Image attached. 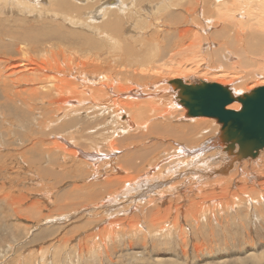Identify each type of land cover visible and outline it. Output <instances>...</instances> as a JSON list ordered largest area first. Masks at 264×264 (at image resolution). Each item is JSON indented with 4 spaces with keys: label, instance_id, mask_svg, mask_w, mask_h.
I'll use <instances>...</instances> for the list:
<instances>
[{
    "label": "bare ground",
    "instance_id": "1",
    "mask_svg": "<svg viewBox=\"0 0 264 264\" xmlns=\"http://www.w3.org/2000/svg\"><path fill=\"white\" fill-rule=\"evenodd\" d=\"M52 1H55L56 10L63 12L64 19L66 18L72 27L74 26L73 29L71 27L67 30V33L70 34L72 40L80 39V45L74 46V42L70 40H68L70 43L66 44L64 35L60 34L63 37L62 41H58V44L51 42L49 45L51 48H49L46 34H40L42 42H36L44 47L41 52L38 48L34 50L38 57L33 56L32 51L25 45L20 47L24 57L22 61L15 63L17 64L15 67L23 68L22 75L17 74L22 80L14 76L10 77L12 82H17L19 85L21 82L25 83L22 85L27 89H23L22 94L23 97L26 95L25 101L30 111L40 110L39 112L45 118L44 120L41 118L42 121L38 119L39 136L37 135L34 144H42V160L45 162V157L49 156L50 162L42 168H37L40 169L42 173L40 174L44 179L53 180L55 178L57 180L54 183H48L54 189L51 196L55 197L53 201L55 207L52 209L54 212L46 215V218L52 219L53 215L58 214V216L63 215L62 221H66L68 214L89 208L90 210L86 209L81 213L90 211L91 214H85L82 218L88 215L95 219L74 220L70 222L69 227L71 226L72 229L69 228L68 232L74 233L75 231L76 233L95 222H100L98 226H101V229L98 232L103 236L104 241L105 237L109 236V239L117 237V234L127 229L133 235L136 232H142L145 237H151L153 231L169 230L163 235L170 236L172 226L164 224L174 212L178 215L173 225L182 224L179 221L181 210L185 212V222L195 221V225L201 226L199 221L202 220L203 213L206 211L207 207H203L205 203L208 205L212 203V209L217 208L222 212H228L230 208L235 209L241 203H254L256 204L255 211L260 212L264 217V148L259 151L257 157L246 159L247 157H240L236 153L233 159L229 154H234V150L230 151L228 147L226 148L228 142L223 140L225 136L222 133V125L215 124L208 117L188 116V110L181 104L182 96L178 93L180 88L170 82L177 77L192 84L201 81L217 82L229 85L234 93H237H235L236 96L256 88L255 84L249 87L252 80L257 83L261 82L259 84L264 86V0H181L179 8L182 11L175 12L178 19L177 22H171L174 28L170 27L173 40L175 39L177 43L175 46L172 45V38L167 37L166 40L157 42L160 45L165 41L159 47L153 44L154 42L145 43L144 48L147 51L144 48L137 49L139 40L133 37L135 35L129 36L135 45H131L132 41L130 43L127 41L128 38H125L124 25L128 17L126 14L130 12L127 0L113 2L107 0L106 3H103V0H83V4L91 6L88 8L89 14L85 20L77 16H69L76 10L73 9L75 7L72 4L73 0H46V3L45 0H0V9L27 14L30 17L44 15L45 18L48 16L46 18L50 22L44 24L52 25L51 16H58L53 12V7L52 12H50L51 8H48ZM167 7L170 8V6ZM77 8L80 10L79 6ZM201 15L203 24L199 20ZM21 21L28 23L22 18ZM217 26L221 27L217 28ZM79 28H86V31L79 32ZM231 29H235L237 34ZM219 37L221 39L225 37L227 42L232 39L241 46L230 51L226 47L227 42L222 40L218 43L215 40ZM241 37L244 38V42ZM15 72L11 71L9 76L16 75ZM1 74V76L6 75ZM169 76L176 77L168 79ZM193 78L196 79L192 80ZM166 79L170 86L167 85ZM28 86H35V88ZM152 88L153 91H160L163 97L158 98L156 94L150 92ZM20 91V89L15 92L12 90V93L17 98L16 94L19 93L18 96H20ZM133 92L144 93L145 97L132 94ZM164 96L167 100H164ZM154 98L157 103L153 104ZM241 106L239 101H235L228 108L238 110ZM123 113H126L124 115L126 119L121 120ZM123 120H127V123ZM101 125L104 127L101 128ZM134 126H136L134 129H129ZM109 128L113 129V132L107 134ZM200 135L201 138H199ZM147 136L155 138H147ZM88 141L91 145L86 144ZM236 152H238V147ZM221 154H225V157L221 158ZM174 157H177L175 164L178 168L172 166L169 170L174 169L173 173H176V170H183L194 174L201 172L198 168L206 165L205 168H208L205 172L208 174L214 172L217 176L211 179L204 176L199 181L198 177L201 176L195 174L193 179L197 180L191 190L176 196L171 195L172 192L167 191L165 186L169 184L183 191L189 182L187 176L186 179L171 184L172 178L170 180L164 178L162 181V171L160 172L162 175L155 176L156 178L150 182L142 179L143 177L150 178L156 167L163 161ZM67 160L70 162L68 163ZM32 162L33 160L30 161ZM228 163L233 165L225 171L224 168ZM71 165L70 171L65 170ZM55 166L57 169L53 170ZM160 167L162 169V166ZM69 177H83L85 182L82 183L83 185L76 184L72 189L69 186L59 188L62 180ZM131 183H134V186H128ZM172 186L170 191H173ZM147 188L151 189L150 193L145 191ZM141 189L145 192H139ZM111 196L117 200L112 198L106 200ZM148 196L146 203L145 199ZM137 199H143L145 203L133 205L139 202ZM103 201L105 204L102 203ZM99 203L102 204L99 205ZM111 203L120 205L126 203L131 205L132 203L131 207L128 206L130 211L136 213L105 220L98 212V208L103 206L105 210L101 211L111 218L130 212L126 210L128 206L118 205L113 208L110 206ZM95 204L97 205L93 206ZM183 205L186 208L183 209ZM40 209V206L35 203L26 210L41 214ZM114 209H117L115 214L109 213V210ZM211 216L219 220V216ZM80 221H83L81 225L73 226ZM183 226H180V231H183ZM209 227V236L212 237L215 228L210 225ZM203 236L204 234L200 237ZM87 238H91V235L84 236V239ZM142 239H145L144 236ZM129 242L130 247L137 244L134 240ZM183 244H187V240L184 239ZM202 247L204 244H194L195 249L201 250ZM226 254L217 258H215L217 255H210L207 261L214 260V258L224 261L233 255L234 257L242 255L233 249H229ZM185 255L187 256L186 253ZM83 262L89 264L90 258ZM172 263L181 264L174 261Z\"/></svg>",
    "mask_w": 264,
    "mask_h": 264
},
{
    "label": "rangeland",
    "instance_id": "2",
    "mask_svg": "<svg viewBox=\"0 0 264 264\" xmlns=\"http://www.w3.org/2000/svg\"><path fill=\"white\" fill-rule=\"evenodd\" d=\"M75 1L76 0H73L72 2V4L75 6L73 7V9H76L74 11L75 13L69 16L70 17L77 16L80 19L83 18L85 20V17L88 16L89 14L88 8H90L91 6L86 5V3L83 4V0H77V2ZM113 1L115 0H112V2ZM106 2L107 0L106 1L103 0V3ZM171 2H173V4ZM177 2L176 0H172V1L171 0H127V4L129 5L130 8V12L128 11V13L126 14V16H128L125 20L126 25H124V34L126 31L125 38L126 39L128 38L127 41H129L130 43L132 41L133 44L131 45H135L133 40L130 39L131 37H129L135 35L133 37H136V39L139 40L138 42L139 44H137L136 46L137 49H143L145 47L144 46L145 43L151 44L152 42H154L153 44L159 47L161 46V44H164L165 41H163V43H161L160 45L158 43L162 42V40H166L167 37H171L172 45L175 46V43H177V41L175 39H174L175 41L173 40L172 31H170V27L172 26L171 22L173 21L177 22L178 15L175 12L178 13L182 11L181 8H179L181 6L182 1L177 0ZM166 5L170 6V8L167 7ZM50 6H48L49 9L51 8L50 12H52V7H53L54 8L53 12L58 14V16H53V17L51 16V19L53 20L51 21L52 25L44 24L50 22L47 20L48 18H46L48 16H46L45 18L43 17L44 15H40L41 17L40 16L30 17V15L27 14L23 15L22 13H20L21 14L20 16L19 13L9 12L7 10H4V8L0 9V17L2 16V18H0V65L2 66V67L0 66V78H1L0 79V152H1L0 153V198H1L0 199V264H87L86 262L83 261H86L89 258H90L89 264H173L172 261L181 264H264V219H263L264 217L263 215H261L260 212L255 211L256 204L254 203L238 204L239 207L237 206V208L235 209L230 208L228 212H222L220 209L218 210L217 208L212 209L213 208L212 203H209V205L208 203H205L206 205H203V207L204 208L207 207V208L205 209L206 211L203 213L204 217L202 216V220L199 221L201 226L195 225L196 223L195 221L185 222V212H182L181 210L180 213L182 216L180 215L179 221L182 222V224L177 226L173 225L178 215V213L175 212L172 213L173 215L169 216L167 223L164 224V225L167 224L172 226L170 229L171 231L170 236L163 235L169 232V230L153 231L151 237L150 236L145 237V235L142 232H136V234L133 235V233H131V231L127 229L117 234L116 236L118 238L114 237L109 239L108 236L104 238V241H103V236L98 232L101 229V226H98V223L100 222H95L91 226H88L83 230L80 229L79 231H76V233L78 234H76L75 231L74 233L68 232L69 228L72 229L71 226L69 227V225H71L70 222L74 220L75 221H79L81 219L83 220L85 218L86 219L93 218V217H88V215L91 214L89 213L90 211L88 212L89 214L87 212L84 214L81 213L83 211H86V209L88 210L89 208H85V210L79 209L75 212L68 214L66 217L68 219H66V221H62L61 217L63 215L58 216V214L53 215L54 218L52 219L46 218V215H49L50 213L54 212L52 211V209L53 207H55V204L53 202L55 200V197L51 196L54 189H52L53 187L49 186L48 183L49 182L54 183L57 180L55 178L53 180L50 179L48 180V178L45 177L46 179H44L42 177L41 175L42 173L40 172L39 168L48 165V163L50 162L48 159L49 156L45 157L46 158L44 159L45 162H43L42 160L43 154L41 150L42 144L41 143H39L38 145L34 144L36 137L39 136L38 127L40 124L37 122L42 121V119L44 120L45 118L44 116H42L43 114L41 115V113L39 112L40 110L36 109L37 111L36 110L30 111L27 102L25 101L26 95L23 97L22 94V90L27 89L25 86H23L25 85V83L21 82V84L19 85L17 82H12L10 80V77L14 76L17 77L18 80H22L21 78H18V75L19 76L22 75L23 68L15 67V65H17L15 63H19L20 61H22V57H24L23 54H21L20 47L25 45V47H28L30 51H32L33 56L38 57L35 54L34 50L38 48L39 51L41 52L44 47V45H41L39 43L42 42L41 41L42 37L40 36V34L42 35L46 34V40H48L47 45L49 48H51L49 46L51 45V42H53L54 44H58V41L59 42L60 40L62 41L63 37L60 36V34L64 35V42L66 44L68 43V40H70L74 42V46L80 45L81 42L80 39L75 38L74 40H72L70 34L67 33V30L71 29L72 24L66 18L64 19V17L62 16L63 12H58L56 10L55 1H52ZM77 6H79L80 10L77 8ZM157 6H159L160 9L162 8L163 10L158 9L159 7ZM98 7L100 8V6ZM132 8L133 10H131ZM144 8H146V10ZM98 9L96 12L97 15L99 16ZM133 12L135 14H133ZM141 12L144 14H142ZM148 13L150 14L148 15ZM201 16L199 17V20L202 23L203 16L202 17ZM8 17H10L11 20ZM58 17H60V19ZM21 18L28 23H24L23 21H21ZM150 21L151 23L149 24ZM165 21L169 22V24ZM12 22L14 23L12 24ZM63 27H65V29ZM139 27L142 30H139L140 29ZM218 27L221 26H217V28ZM235 29H231V31L236 33V31H234ZM78 31L85 32L86 28L83 29L79 28ZM146 31L148 34L146 33ZM149 32H151L150 35ZM210 32L212 33V31ZM128 33H131V35H128ZM157 33L158 35H156ZM211 33H209V35L213 38ZM150 36L154 38H151ZM143 37H145V39ZM7 38L10 40L8 41ZM158 38L159 40L157 41ZM224 38L221 39V37H219V38H215V40L218 41V43H221L222 40L223 42H227V39ZM153 39L156 40L153 41ZM241 40L242 42L245 41L244 38L242 37ZM36 41H39L38 42L39 44ZM257 45L261 46V44H257ZM240 46L241 44L235 42L232 39H230V41H228L226 44V47L230 51L239 48ZM32 47L34 49H32ZM144 49L147 51L146 48ZM3 60L4 62H2ZM7 68L8 70H6ZM11 71H16L15 72L16 75L9 76ZM1 73L6 75L1 76L2 75ZM171 77H176V76H169L167 78L169 79ZM168 79H166L167 85L170 86L168 84ZM186 79H188V77ZM195 79L196 78H193L192 80ZM256 83L257 82H255V80H252V82L249 84V87L254 84L256 85V88L258 86H263V84H259L261 82L257 84ZM28 87L35 88V86H28ZM4 88H6L5 92H4ZM19 89L21 90L20 96L22 97L18 96L19 95L18 93L16 94L17 96L16 98L15 95L12 93V90L15 92V91H19ZM150 92L156 94L158 98L163 97V94L160 95V91L159 92L153 91V88L152 91ZM241 92L242 91H240V93ZM140 93L141 92L138 93L133 92L132 94H136L138 96L141 95V97H143L144 95L145 97L144 93L142 94ZM241 95L243 96L242 93ZM164 100H167L166 96H164ZM154 102L157 103V100L155 98L153 99V104ZM38 104H40V102H38ZM126 113L122 114L121 120L126 119L124 116ZM39 118L42 119L38 121ZM209 119L210 121H213L215 124L221 125L215 118H209ZM46 121L48 123L49 118L46 119ZM125 122L127 123V120ZM133 122L135 123V121ZM103 127L101 125V128ZM135 127L136 126L129 127V129H134ZM107 130H108L107 134L113 132V129L111 128ZM30 131H32L33 133ZM148 137L149 136H147V138ZM201 137L202 136L200 135L199 138ZM149 138H155V137H149ZM86 144L91 145L89 141ZM227 147L228 145H226V148ZM225 152L227 153V151ZM236 153L237 152L235 149L234 154L231 155L229 154V156H232V158L234 159L233 156L236 157ZM222 157H225V154H221V158ZM248 158L250 157H247L246 159ZM31 160H33L32 163H30ZM176 160L177 157H174L167 161H163L158 167H156V170L152 172L153 176L151 175L150 178L143 177L142 179L150 182L153 178H156L158 175L163 174L161 176L162 181L164 180V178L166 179L169 178L168 180L172 178L170 180L171 181L170 184H171L175 181L177 182L179 180H183L188 177L187 180L189 182L186 185V189H184L183 191H179V189L174 188V186L169 184L165 186L166 188L164 187L167 191L172 192L171 195L174 194V196H176V195L185 194L191 190L192 185L195 184L194 182L195 180H197V179H193L195 174L197 176H201L198 177L199 181L202 180L204 176H206L207 179H211L214 176H217V174H215L214 172L210 174L206 173L205 170L208 168V167L205 168L206 165L203 167L202 166L199 167L198 169H200L201 172L194 174L187 173L183 170H176L175 171L176 173H173L174 169L172 171H170L169 169H172V166L177 167V164H175V162H177ZM67 161L68 163L70 162V160ZM72 165L66 167L65 170L70 171L72 169L71 168ZM232 165H233L232 163H228V165L224 168V170L227 171ZM160 166H162V169ZM56 169L57 168L55 166L53 170ZM191 176L192 178H189ZM62 181L63 182H61L59 188H65L69 186L72 189V187L76 186V184L83 185L82 183L85 182L83 177H78V178L69 177ZM141 184L144 186L146 185L143 183ZM130 185L134 186V183H131L128 186ZM144 186L142 188H144ZM171 186L173 188V191H170ZM142 190L143 189H141L139 192L142 193H144L145 191H149V193L151 192L150 188H147L145 191ZM111 198L112 196L107 198L106 200L108 199L111 200ZM112 199H116V198L114 197ZM148 199L149 196L145 199L146 203L148 202ZM104 201L102 202L103 204H105ZM137 201L139 202H135L133 205H137L138 203L143 205L145 203L143 199H137ZM20 202L22 203L20 204ZM35 203H37L38 206H40L41 214L33 213L32 212L33 210L32 211L29 210V212L26 210L27 208H29L30 205ZM102 203H99V205H101ZM96 205L97 204L93 206ZM118 205L119 206L125 205L123 207L129 205L131 207L132 203L131 205L130 203L121 204V205L118 203L110 204V206L113 208L118 207ZM129 206L126 209L128 211H130ZM184 208H186L185 205H183V209ZM98 210H99L98 212H100L99 215L103 216L105 220L116 219V217L122 218L124 216L126 217L136 213L135 211L133 212L130 211L127 214L115 215L111 218L106 213H103L101 211V210H105L104 206L100 209L98 208ZM116 210L115 209L109 210V213L112 212L115 214ZM222 213H225V215L223 214L224 215L223 216ZM79 214H81V216H79ZM85 214H88L87 217L82 218ZM211 215L219 216V220H215V218ZM81 222L83 221L75 223L73 224V226L76 227L77 224L81 225ZM181 225H184L183 231H180ZM209 225L215 228L212 237L209 236L210 234ZM203 234L204 236L200 237ZM89 235H91V238L84 239V236H89ZM143 236L145 239H142ZM184 239L187 240V244H183ZM131 240H134L135 243H137L133 247H130L129 241ZM195 243L204 244V247H202L201 250L195 249L194 248ZM143 244H147V245L144 246ZM229 249H233L241 253L242 255H235V257L233 255L231 256L232 258L231 257H229L228 259L225 258L227 260L224 261L215 260V258L217 257L227 255L226 253L229 251ZM246 252L247 254H245ZM251 252L254 253L249 255V253ZM185 253L187 254V256L185 255ZM210 255H217V256L214 258V260L207 261L210 258ZM12 257L13 260L11 261Z\"/></svg>",
    "mask_w": 264,
    "mask_h": 264
},
{
    "label": "water",
    "instance_id": "3",
    "mask_svg": "<svg viewBox=\"0 0 264 264\" xmlns=\"http://www.w3.org/2000/svg\"><path fill=\"white\" fill-rule=\"evenodd\" d=\"M170 82L180 88L181 104L188 116L215 118L221 123L230 151L238 147V156L256 157L264 148V86L236 96L230 86L217 82L192 84L180 77ZM235 101L241 108H228Z\"/></svg>",
    "mask_w": 264,
    "mask_h": 264
}]
</instances>
